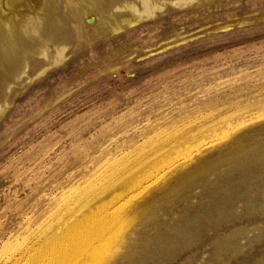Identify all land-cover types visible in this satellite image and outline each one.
<instances>
[{
    "label": "rangeland",
    "instance_id": "rangeland-1",
    "mask_svg": "<svg viewBox=\"0 0 264 264\" xmlns=\"http://www.w3.org/2000/svg\"><path fill=\"white\" fill-rule=\"evenodd\" d=\"M57 1L62 63L36 76L47 62L20 31L0 46V264H18L85 183L178 138L192 157L161 153L158 179L82 264H264V0H152L164 5L152 18L113 0Z\"/></svg>",
    "mask_w": 264,
    "mask_h": 264
},
{
    "label": "bare ground",
    "instance_id": "bare-ground-1",
    "mask_svg": "<svg viewBox=\"0 0 264 264\" xmlns=\"http://www.w3.org/2000/svg\"><path fill=\"white\" fill-rule=\"evenodd\" d=\"M3 1L4 0H0V46L7 51L10 50L8 47H15L18 44L15 36L17 35V31H20V33L32 38V40L38 38V45L42 48L39 51H43L45 61L47 62L36 76H40L56 64L62 63L65 59V50L68 46V41H70L62 4L57 0H6L7 10L8 12L11 11V14H9L4 7ZM119 1L120 0H113V2L116 3V12L128 9L139 18H152L164 9V5H154L152 0H140L141 8L129 2H125L123 6H121L118 4ZM183 1L187 0H176L180 5ZM68 2L69 5H72L73 1L68 0ZM112 11L113 9H109L102 14H110ZM11 15H13V19H10ZM50 44L54 46V52L52 51V53L43 49ZM11 60L13 61L14 58L11 57L10 61ZM13 62L15 63L16 60ZM16 68L19 71L21 69L19 64H17ZM24 69L21 71L20 75L26 72ZM4 105L5 107L9 106L6 101ZM3 111L4 109L0 107V114ZM176 140L177 142L173 149L170 146V150L165 148L158 152L159 154H155V150L153 149L154 151H152V154L144 159L142 164L134 171L129 172L130 170H120L119 164L121 162H117L118 165L116 164L113 168L111 167L113 169L112 171L109 170L106 172L108 175L105 176V174H103L92 182L85 183L75 194L73 193L72 196L70 194L71 197L68 195L69 199L66 204L63 202L65 205H63L56 215L54 214L53 218L50 217L52 219L48 220L46 226L43 227L41 231L34 232L35 234L28 239L27 243L23 244L17 250V263L82 264L84 258L90 254L86 249L88 247L96 248L106 240L112 230V225H115L114 220L119 217L122 212L121 210L127 208V205L146 190L147 187H145V183L152 180L158 175L157 173L161 172L157 168L160 167L157 166V158H160L159 155L161 153L167 155L166 153L170 154L171 150L173 153L176 149L184 148V152L192 157L196 147H192L190 145L191 143L187 142V139L179 140L178 138ZM174 142L172 145H174ZM177 151L179 152L180 150ZM144 152H146V150ZM175 153H173V155ZM131 156H129V158ZM176 160L178 161V159ZM137 163L138 162H136V164ZM126 168H129V166ZM133 173L135 174V179L131 175ZM163 174L161 173L162 176ZM156 178L158 179V177ZM156 178H154V181H156ZM84 182L88 181H83V183ZM111 183L112 185L109 188L112 189L109 191L101 190L102 192L100 194L95 195L89 193L93 188L95 189V187L100 189V187L103 188ZM110 238L111 237L107 238L106 242L109 241Z\"/></svg>",
    "mask_w": 264,
    "mask_h": 264
}]
</instances>
